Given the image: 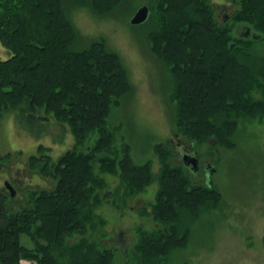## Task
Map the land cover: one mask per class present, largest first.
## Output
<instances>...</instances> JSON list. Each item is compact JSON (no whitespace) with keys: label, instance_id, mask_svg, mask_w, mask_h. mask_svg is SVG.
<instances>
[{"label":"trees","instance_id":"obj_1","mask_svg":"<svg viewBox=\"0 0 264 264\" xmlns=\"http://www.w3.org/2000/svg\"><path fill=\"white\" fill-rule=\"evenodd\" d=\"M154 1L142 26L152 52L173 76L177 132L197 151L234 148L242 122L264 121V57L253 53L254 44L264 42V0H231L237 8L226 22L216 18L209 0ZM122 3L0 0V43L9 55L0 57V119L11 110L21 123H48L53 116L75 139L58 160L44 145L27 160L31 170L54 182L53 188L31 192L19 210L9 208L0 189V264H112L115 251L97 241L108 225L98 210L113 196L126 205L155 182L153 202L139 211L156 225L138 228L139 264L171 263L175 251L188 247L195 224L221 208L220 190L212 183L194 184L183 166L172 163L168 143L154 146L158 173L151 160L134 161L130 144L116 146L108 117L133 87L105 40L73 49L79 32L69 8L89 7L104 16ZM239 26L259 39L238 34ZM39 110L48 116L40 118ZM209 154L214 158L213 151ZM105 176L118 179L109 197ZM22 235L31 237L34 247L22 246Z\"/></svg>","mask_w":264,"mask_h":264},{"label":"rangeland","instance_id":"obj_2","mask_svg":"<svg viewBox=\"0 0 264 264\" xmlns=\"http://www.w3.org/2000/svg\"><path fill=\"white\" fill-rule=\"evenodd\" d=\"M209 2L220 22H226L225 18L230 17L237 8L231 0ZM150 4H155V1L123 0L113 13L104 16L79 5H72L69 10L79 32L73 49L81 50L89 42L105 40L108 49L120 56L133 87L131 94L123 98L120 106L113 107L108 117V128L115 132L116 146L130 144L134 161L143 163L151 160L153 172L158 173L160 160L154 146L169 143L171 133L177 130L174 126L175 103L171 100L173 76L152 52L145 32L148 29L145 30L142 25L134 26L131 22L140 7ZM223 8L226 9L222 13ZM253 53L264 57L263 41L254 44ZM8 56V51L0 43V57L6 59ZM17 113V110L7 111L0 119V157L6 158L0 160L2 191L6 174H10L7 168L3 169L4 164L14 163L9 167L12 170L18 167L19 177L30 176L27 160L39 154V145L49 148V154L58 160L75 144L70 128L45 114L44 110L37 112L40 118L48 116V123L43 124L21 123ZM234 141V148H199L200 153L209 157L210 151L215 153L211 162L212 173L201 170L192 176L193 183H212L222 193L223 202L219 210L206 213L195 224L188 247L175 251L171 263L167 264L185 261L192 264H264V121L242 122ZM93 142L88 141L87 144ZM213 144L216 145V142ZM174 157L172 163L183 166L191 175L187 167ZM105 177L109 183V197L117 188L118 179ZM23 180L27 182L25 178ZM35 182L40 184L36 186L39 189L54 187L51 180L33 178ZM157 189L158 183L155 182L144 194L126 202V205L118 204V198L113 196L109 203L98 210L108 225L106 233L98 234L99 240L96 239L98 235L92 236L100 245L104 246L102 241H105L104 244L115 251L112 264H139L134 250L139 237L138 228L141 226L151 230L156 226L151 218L143 217L139 211L153 202ZM4 193L9 197L6 191ZM30 193L31 190L26 189L24 197L27 198ZM22 194V191L17 194L19 202L9 204L11 210L25 206ZM10 198L11 195L8 200ZM118 236L121 239L118 240ZM113 239L118 243H113ZM20 241L24 247H34L33 239L27 235H22ZM22 264L35 263L26 260Z\"/></svg>","mask_w":264,"mask_h":264},{"label":"flooded vegetation","instance_id":"obj_3","mask_svg":"<svg viewBox=\"0 0 264 264\" xmlns=\"http://www.w3.org/2000/svg\"><path fill=\"white\" fill-rule=\"evenodd\" d=\"M225 9L226 8H223L221 12L222 13L225 12ZM233 12L231 13L230 17L232 16ZM247 30L248 29L246 27L239 26V27H237L236 32L245 37ZM253 35H255V34L252 33V31H251V34L249 37H253ZM168 144L174 153V156H175L174 160L180 161L182 164H184L187 167L188 171L191 173V176L198 174L201 170L202 171L208 170L212 173L211 162H212L213 158L211 156L209 157V155H207V154L204 155V154L200 153L199 151H197L195 149V146H193V144L189 143L179 132L171 133V137L169 138ZM194 155H196V157H197L196 164H197L198 169L196 171H194V169H193L194 164L192 162V156H194ZM0 164H1V162H0ZM11 164L13 165L14 163L10 162L8 164H4L5 168H3V169L7 168L10 171V174H6L7 177H5L6 179L4 180L3 191L4 192L6 191L9 194V196L11 195V197H12V199L10 198L11 204L12 203L16 204L17 202H19V201H17V197H18L17 194H20L21 191L23 192L22 195L24 197L26 189H30L31 192L36 191V190H40L38 187H36L37 185H40V184L36 183V182L33 183V178H39L40 179L43 177H41L35 171L31 170L28 167V164L26 166L29 168L28 170H29L30 176L24 175V177H19V170H17L18 169L17 165H16L17 168H15V170H12V168L9 167ZM23 168L26 171V168L25 167H23ZM24 178L27 180V182H24V180L22 181V179H24ZM45 179H47V178H45ZM6 182H8L10 184V186L13 188L14 194L12 193V191H9V189L6 188V185H5ZM198 182H200V181H198ZM24 184H28V185H26V187H24ZM34 187H35V189H33ZM24 199H25V197H24ZM26 200H28V197L26 198ZM23 201L24 200H22V202ZM119 239H121V236H118V240ZM118 240L116 242V239H113L112 242L118 243ZM108 243H109V241H108ZM110 244H111V242H110Z\"/></svg>","mask_w":264,"mask_h":264},{"label":"water","instance_id":"obj_4","mask_svg":"<svg viewBox=\"0 0 264 264\" xmlns=\"http://www.w3.org/2000/svg\"><path fill=\"white\" fill-rule=\"evenodd\" d=\"M150 7L148 5H144L142 7H140L134 14V16L132 17V25L137 26V25H141L145 22H147V20L150 17ZM229 19V17L225 18V21H227ZM251 34V29L248 28L246 36L245 37H249ZM254 39H259V36L253 35ZM197 157L196 155L192 156V162L194 164V171H196L198 169L197 164ZM6 188L9 189V191H12V193L14 194L13 188L10 186V184L8 182L5 183Z\"/></svg>","mask_w":264,"mask_h":264},{"label":"crops","instance_id":"obj_5","mask_svg":"<svg viewBox=\"0 0 264 264\" xmlns=\"http://www.w3.org/2000/svg\"><path fill=\"white\" fill-rule=\"evenodd\" d=\"M43 179H45V178H43ZM46 180H48V179H46ZM40 190H42V189H40ZM27 201H28V200H26V198H25V199H24V203H25V205H26V202H27ZM108 203H109V202H108ZM9 204H11V200H8V205H9ZM25 261H26V260H22V261H21V264L24 263Z\"/></svg>","mask_w":264,"mask_h":264},{"label":"bare ground","instance_id":"obj_6","mask_svg":"<svg viewBox=\"0 0 264 264\" xmlns=\"http://www.w3.org/2000/svg\"><path fill=\"white\" fill-rule=\"evenodd\" d=\"M146 23V22H145ZM144 24V23H143ZM143 24H141V25H143Z\"/></svg>","mask_w":264,"mask_h":264}]
</instances>
